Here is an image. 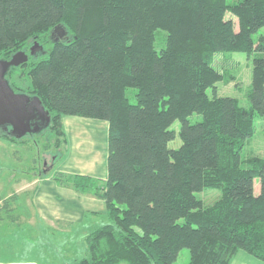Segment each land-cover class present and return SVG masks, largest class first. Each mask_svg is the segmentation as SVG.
Segmentation results:
<instances>
[{
	"label": "trees",
	"instance_id": "1",
	"mask_svg": "<svg viewBox=\"0 0 264 264\" xmlns=\"http://www.w3.org/2000/svg\"><path fill=\"white\" fill-rule=\"evenodd\" d=\"M263 26L264 0H0V59L28 55L6 78L50 116L42 150L61 154L63 115L108 122L104 179L34 173L105 203L109 221L85 234L88 255L70 264H172L184 247L187 264H230L239 250L264 262V156H248L246 167L240 156L264 118V56L252 58L249 108L217 94L213 66L217 52L264 53V34L252 38ZM176 133L180 144L169 147ZM0 138L23 142L3 129ZM204 189L219 198L203 206L195 193ZM13 202L1 200L0 220Z\"/></svg>",
	"mask_w": 264,
	"mask_h": 264
},
{
	"label": "rangeland",
	"instance_id": "2",
	"mask_svg": "<svg viewBox=\"0 0 264 264\" xmlns=\"http://www.w3.org/2000/svg\"><path fill=\"white\" fill-rule=\"evenodd\" d=\"M227 1L234 2L237 0ZM227 16L234 19V28H237L236 18L230 13H227ZM262 34H264V26L252 35L253 41L256 42ZM165 36V31L161 29L155 32L154 47L157 51L165 47ZM255 55L264 56V53H253L250 56L241 51L217 52L214 54L213 66L222 74V79L215 84L218 95L235 97L241 106L249 108L248 92L251 89L252 58ZM133 92V88L126 90L131 101L133 100ZM208 92L211 93L210 90ZM200 118L201 115L194 113L188 117V120L194 123ZM62 122L66 141L59 149L61 154L56 159L52 153L53 149L42 150L41 143L47 138L45 131L40 130L36 133L24 135L21 137L23 142H7L5 139L0 138L1 143L5 145L3 151L0 152V180L2 179L0 192H5L10 188L9 182H5L10 173H16L21 180H28L31 172L36 173L39 169L43 170L44 168L49 170L50 173L57 171L66 175L87 174L94 179L100 180L106 177L108 122L102 119L78 115H63ZM179 125L180 122L176 120L171 125V128L177 132ZM255 127L254 134L245 139L240 153L242 167L247 166L244 160L248 156H264V118L255 117ZM179 144L180 138L176 133L175 138L168 143V146L176 148ZM38 153L39 156L37 155ZM34 159H37V161H34ZM70 185L72 184L70 183ZM39 187L40 191L44 192V190H47L48 184L43 183ZM258 192L259 179L255 178L254 193L257 194ZM195 196L202 201L203 206H208L219 198L220 192L216 189H204L196 192ZM92 202L94 201L84 196L83 199L82 197L77 198L75 204L77 203L80 209H83L87 208ZM18 204L19 208L23 207L22 201H18ZM92 206L97 208L98 215L92 217L91 214L85 213L78 219L77 223L84 226L82 232L67 228V230L59 234L47 233L44 238L41 237L44 233L38 231L26 232L19 225L20 227H17L16 230L18 237L27 236L37 241L43 240L38 241L41 248L38 247L37 241H35L34 247L29 249L16 248L9 255L12 257L18 256L19 258L34 257L42 264H70L76 259L87 256V248L83 239L85 234L90 229L109 221L106 215L105 203L101 198H98L97 202L92 204ZM90 218L92 219L90 220ZM180 222H182V219H180ZM50 238H55V240L52 241ZM64 239L67 240L66 244H64L65 246H63ZM28 243H30V239ZM248 256L249 254L241 250L233 264H241L243 257ZM188 261L189 250L184 247L179 250L178 257L172 264H187ZM118 264L128 263L120 262Z\"/></svg>",
	"mask_w": 264,
	"mask_h": 264
},
{
	"label": "crops",
	"instance_id": "3",
	"mask_svg": "<svg viewBox=\"0 0 264 264\" xmlns=\"http://www.w3.org/2000/svg\"><path fill=\"white\" fill-rule=\"evenodd\" d=\"M4 146L0 141V152L3 151ZM29 175L30 180H21L16 173H10L5 179L6 183L9 182L10 188L5 192H0V205L2 199L14 200L11 212L5 213L3 211V218L0 220V264H42L34 257L19 258L18 256L12 257L9 255L16 248H32L34 247V242L37 241L27 236L18 237L17 227L21 226L26 232L38 231L44 233L43 236H39L45 238L47 233L59 234L67 230V228L82 232L84 226L77 223L78 219L85 213L91 214L92 217L98 215L97 208L92 206V204L97 202L98 198L91 193H80L70 183H58L52 178L51 174L40 177L39 175L35 176L31 172ZM1 183L2 179L0 180ZM43 183L48 184L47 190H44V192L40 191L39 187ZM84 196L94 202L89 204L87 208L80 209L79 205L75 204V201L79 197L83 199ZM18 201H22V208H19ZM29 239L30 243H28ZM50 240L54 241L55 238H50ZM38 241L37 245L41 248ZM66 242L67 240L64 239L63 246H65ZM240 251L232 258L230 264H233ZM241 264H264V262L249 255L248 257H243Z\"/></svg>",
	"mask_w": 264,
	"mask_h": 264
},
{
	"label": "water",
	"instance_id": "4",
	"mask_svg": "<svg viewBox=\"0 0 264 264\" xmlns=\"http://www.w3.org/2000/svg\"><path fill=\"white\" fill-rule=\"evenodd\" d=\"M53 33H56V38H61L66 31L57 25ZM39 48V45L33 44L30 53ZM27 59L28 55L24 51L15 52L9 59H0V129L8 130V134L15 138L39 132L50 122L49 113L40 99L37 96L15 92L6 78L10 67L18 66Z\"/></svg>",
	"mask_w": 264,
	"mask_h": 264
},
{
	"label": "flooded vegetation",
	"instance_id": "5",
	"mask_svg": "<svg viewBox=\"0 0 264 264\" xmlns=\"http://www.w3.org/2000/svg\"><path fill=\"white\" fill-rule=\"evenodd\" d=\"M39 121H41V120H39ZM41 123V122H40ZM42 130V129H41Z\"/></svg>",
	"mask_w": 264,
	"mask_h": 264
}]
</instances>
